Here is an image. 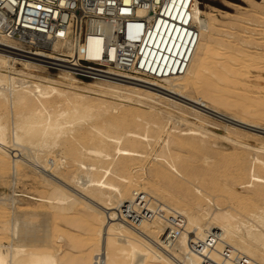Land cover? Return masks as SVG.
<instances>
[{"label": "bare ground", "instance_id": "bare-ground-1", "mask_svg": "<svg viewBox=\"0 0 264 264\" xmlns=\"http://www.w3.org/2000/svg\"><path fill=\"white\" fill-rule=\"evenodd\" d=\"M192 6L193 23L199 33L190 45L185 68L179 74L160 78L118 71L121 77L85 79L64 68L52 73L47 60H62L58 52L71 53L69 41L56 40L51 50L35 49L28 51L32 55H25L10 48L19 49L18 38L0 34V182L4 177H10L11 184L31 180L45 191L27 192L24 196L35 200L37 205L49 206L59 215L78 204L91 209L90 231L95 237L82 241L68 236L72 246L85 244L92 248L88 255L75 258V264H201L202 256L191 248L190 242H216L215 247L205 252L211 264H230L221 256L224 245L232 253L246 256L247 264H264L263 132L228 125L224 140L238 145L233 144L234 152L218 156L214 162L218 168L233 164L229 174L234 180L250 174V191L246 195H237L226 184L218 186L219 181L213 177L218 170L211 172L213 169L209 171L207 167L193 170L174 152L181 147L207 150L212 147L208 146L213 143L212 138L219 137L217 131L204 125L211 119L208 114L177 96L216 109L219 105L232 108L238 103L228 101L225 105L220 97L226 89H236L243 107L250 103L264 105L263 98L247 93L243 75L251 61L249 53L225 43L216 46L214 32L223 30L224 24L213 13L203 11L198 0ZM94 43L99 44L100 38L89 35L87 45L91 48ZM109 56L114 59L113 50ZM204 83L209 92L218 95L203 96L200 87ZM194 91H200L201 95L193 94ZM109 97L135 100L145 108ZM232 118L264 127L243 115L234 114ZM171 121L172 127L168 126ZM180 122L187 127L181 128ZM247 132L255 136L256 144L247 141ZM161 134H164L163 153L156 156H163L170 167L183 173L180 180L161 167L133 172L134 168H144L142 156L151 145L150 139L159 140ZM29 146L35 149V154L25 160ZM56 146L60 150L54 152L52 148ZM240 146L256 151L251 159L253 169L251 164L248 169L247 153ZM47 168L58 176H47L44 173ZM198 178L201 186L224 189L229 204L222 206L221 199L210 197L203 187L197 186V193L186 183ZM71 183L82 192L73 189ZM13 196L10 195L8 205L0 206V212L4 214L9 208L14 212L18 197ZM3 237L10 242H2ZM28 237L17 213L2 221L0 264L63 263L54 246L29 243ZM63 239L59 234L51 242L60 246Z\"/></svg>", "mask_w": 264, "mask_h": 264}, {"label": "built area", "instance_id": "built-area-1", "mask_svg": "<svg viewBox=\"0 0 264 264\" xmlns=\"http://www.w3.org/2000/svg\"><path fill=\"white\" fill-rule=\"evenodd\" d=\"M193 1L0 0V34L18 38L19 49L10 48L25 55L35 49L51 50L56 40L69 41L71 53L58 52L62 60H47L46 65L79 78L116 77L118 71L160 78L185 68L199 33L193 23ZM89 35L100 38V43L90 48ZM190 245L202 256L201 264H211L205 252L216 242ZM220 252L224 262L247 264L246 256L232 253L228 246Z\"/></svg>", "mask_w": 264, "mask_h": 264}, {"label": "rangeland", "instance_id": "rangeland-1", "mask_svg": "<svg viewBox=\"0 0 264 264\" xmlns=\"http://www.w3.org/2000/svg\"><path fill=\"white\" fill-rule=\"evenodd\" d=\"M198 3H199L200 8L203 11H205L206 13H211V14L213 13V15H215L222 24H224L223 30H221V31L219 30V32H216V31L214 32V37L216 39V46H219V43H222V44L225 43V44H228L229 46H231L230 48H238L242 51L244 50L245 53H249L251 61L252 60L253 61L251 62L250 60L247 59V61H250V63L245 67L246 73L243 75V79L248 84V86H247L248 89L246 88L247 93L251 97L252 96L261 97L264 99V90H263L264 89V0H198ZM206 13H203L202 16L205 17ZM229 24H231V25H229ZM246 58H248V56H246ZM256 59H258V60H256ZM252 65H254V66H252ZM50 70L52 73H58L59 72V70H53V69H50ZM206 83L209 86H213L209 82H206ZM200 90H201L202 95L205 97L210 98L211 94L218 95L216 93L209 92L208 89L206 88L205 83L201 85ZM234 90H236V89H234ZM234 90L226 89L225 92L220 97V100L224 101L225 105L228 103V101L230 104L238 103L237 105H235L232 108L219 105V109H216V108H212L211 106L209 107L207 105L200 104L199 102L195 101L194 99H190V98L189 99H184V98L182 99V98L177 96V98L183 100L182 102H186V104H189L192 107H196L199 110H201L202 112L208 114L211 117V119L209 117L211 122L207 121V122H205L204 125L208 129L209 128H210V130L212 129L214 132L217 131L216 133L219 135V137L212 138L213 143H211V145H208V146H212L211 148H209L211 152L209 151V149H207V150L197 149L196 150L195 148H191V147H181V148H179V151H174V152L179 153L180 156H182V158L184 159V161L193 170H199L202 167L203 168L207 167L206 169H208V170L213 169L211 172L218 170L219 172L218 171L216 172L217 176H214L215 174L214 175L212 174L213 177H216L217 181H219L217 183L218 186L220 184L221 185L226 184L229 187L231 186V188H233V191L235 190L234 192H238V193H236L237 195H239V194L240 195H246L247 192L250 191L249 181L251 178H250L249 173L246 175V177H244L242 179L234 180L231 177V175L229 174L230 170L234 169V167H231L233 164L228 168H225L223 166H220L222 168H218V165H214V162L216 160H218L219 157L227 155L228 153L234 152V150H235L234 145H238V144L231 143L228 139L224 140V136L228 135L227 132H229V129L227 127H229V126L231 127L233 125L239 127L241 125L240 127H243L246 130L256 131L258 133L263 132V134H264V127L259 128L260 126H252V125H249L248 123H245V122H242L238 119L232 118V116L234 114L243 115V116L247 117L249 120H252L250 118H253L252 121H255V122L260 123L261 125H264V111L262 110L263 109L262 107H264V105L263 104H254L255 106H253V105H250L251 103L250 104L248 103L249 105H246V107H243V105L240 103V102H242V100L237 97V95H238V93L236 92L237 90L236 91H234ZM199 92L200 91H194L193 94L201 95V93H199ZM171 94H174V93H171ZM109 98L112 100H115V101L121 100L120 102L127 103L129 105L133 104L132 106H134V107H140V106L143 107L144 106V105L138 104L137 102H135V100H131V101L129 100L130 101L129 102L128 100H122V99H119L118 97H116V98L109 97ZM209 98H205V100L207 102H211L212 99H209ZM135 104L137 106H135ZM235 107H238V108H235ZM143 108H145V106ZM258 109H260L259 112H258ZM220 110H222L225 113H223ZM228 112L230 113L229 116H228ZM254 117H258V119L254 118ZM225 121H226V123H225ZM172 123H173L172 121L169 122L168 126L172 127L171 126V125H173ZM179 125L181 128L187 127V125H185L181 122ZM212 125H214V126H212ZM221 125L222 126L224 125V126L222 127ZM247 133H248L247 134L248 136H245L247 141L251 144H256L257 142H255V141H257V140H256L255 136L249 135L250 132H247ZM220 136H222L223 139H221L222 137L220 138ZM163 139H164V134L160 135L159 140H158V138H152V140L150 139L151 145H148L147 146L148 148L146 147L147 148L146 152L142 156L143 158H145V164L143 163L144 168L143 167L142 168L141 167L134 168L133 172L140 171L139 169H141V170L146 169L147 170L148 168L150 169L152 167H161L164 170L169 169V171H170L169 173L175 174L174 177L178 180H180L181 178L184 177L183 173H180L175 168L170 167L166 163L163 156H161V155L156 156V154L158 152H161V145L164 143ZM248 139L251 141H249ZM217 141H218V143H217ZM219 141H220V143H219ZM252 142H255V143H252ZM151 146H153V147H151ZM240 147H242V149H244L247 153V159H248L247 167H248V169H250V167L252 165L251 159H252V156L256 153V151L252 148H249V147L248 148L244 147V146H240ZM180 149L182 152L180 151ZM52 150L54 152H57L60 150V148H58V146H56V147H53ZM189 150L191 151V153ZM34 151H35V149L29 146V148L26 150V154L24 155L25 156L24 159L27 157L25 160H27V159L30 160L29 158H32L31 156L35 154ZM187 151L191 155L188 154ZM203 151H205V152L202 154L201 152H203ZM207 151H209V152H207ZM212 152H214L213 154H215V155H211ZM161 153H163V152H161ZM193 153L200 155L199 158H202V159H199L197 156H195L196 154L193 155ZM224 153H226V154H224ZM28 155H30V156H28ZM188 155H190V156L187 157ZM205 155H209V156H205ZM261 155L264 156V154H261ZM49 156H51V155H49ZM191 156L193 159L192 158L189 159ZM185 158H187V159H185ZM212 159H213V161H212ZM212 164L214 167L210 166ZM60 168L65 169L66 167L61 166ZM71 169L73 170L74 167H71ZM206 169H204V170H206ZM251 169H253V165H252ZM201 170H203V169H201ZM46 171H48V172H46ZM52 171H53L52 169L47 168V170H45L44 173L47 174V176L53 175V177H54V175H56L57 173L54 172V173H56V174H54ZM57 176L58 175H56L55 178ZM3 179L6 180V181L4 180V182H6V184L3 182ZM3 179H1L2 181L0 182V206L5 207L6 203L9 204L10 195L13 196L15 194L13 197H18L17 201H16V206H19V208L15 206L14 212L10 208L8 209V212H6L4 214L2 212H0V223L2 221L10 219V216L12 213H17L20 216L21 228L23 230L28 231L29 237H28L27 242L40 244V245L41 244H49V245L54 246V251L57 250L56 253L58 254V256L60 258L62 257L61 260H64V261H61V262H63L61 264H75V262H74L75 258L86 256L92 252L91 251L92 248L89 245H85V244L82 245L81 244V245H78L76 247L72 246V242H71L72 240L70 237H68V236H72L73 240H76L75 237H77V238L81 239L82 241L85 240L86 238L88 239V238H94L95 237L94 234H92V232L90 231V227H91L90 225H91V221H92L91 220L92 219L91 209L88 208L89 209L88 210L87 206L85 207L82 204H78V205L74 206V208L72 210H69L68 212L65 211V212H63V214L59 215L54 210L52 211V208H50L49 206L37 205L38 203H36L35 200L24 196L25 193H27V192L33 193V194H36V193L39 194L40 192L45 191V190H43L42 187L35 185V183L31 182V180L24 179L22 181L17 182L16 184H13V183L11 184L9 181L10 177H4ZM186 183L189 185V187H193L197 193H198V190L196 189V187L197 186L203 187L204 192L210 193L209 194V195H211L210 197H212V198L218 197L219 199H221L222 206L226 207L229 204V201L226 198V194L224 192V189L222 190L218 186H216L218 189L216 187H215L216 189L215 188L213 189V187L209 188L208 186L207 187H205L204 185L201 186L200 178H198L196 180L193 179L192 181L186 182ZM71 186L73 187V189L77 188L76 190H79L82 192V190H80V188L74 186L72 183H71ZM13 191H14V193H13ZM8 204H6V205H8ZM211 205H212V202H211ZM26 206L27 207L29 206V208H27ZM30 207H32V208L30 209ZM17 208H18V210H17ZM79 209H81V210H79ZM0 210L2 211L1 207H0ZM11 211H12V213H11ZM23 215L26 217L23 218ZM26 223H27V225H26ZM132 223L135 225L134 222H131V224ZM33 225H35V226H33ZM25 227H26V229H25ZM42 234H44V235L42 236ZM59 234L64 236V239L62 240V242H60V246H59V243H56V242L52 243L55 241L56 237ZM32 235H34V237ZM191 235H193V234L191 233ZM3 238H5V237H3ZM50 238H52V240ZM53 238H54V241H53ZM67 240H68V242H67ZM1 241L4 242L5 244H8V242H10L6 238L1 239ZM84 242H88V241H84ZM68 243H71V244H68ZM58 246L60 248H58ZM61 246H62V248H61Z\"/></svg>", "mask_w": 264, "mask_h": 264}]
</instances>
